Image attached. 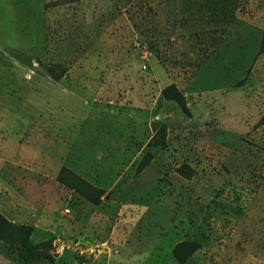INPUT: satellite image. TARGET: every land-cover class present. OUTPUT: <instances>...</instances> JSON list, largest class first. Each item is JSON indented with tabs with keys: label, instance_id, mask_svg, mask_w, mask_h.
I'll list each match as a JSON object with an SVG mask.
<instances>
[{
	"label": "rangeland",
	"instance_id": "rangeland-1",
	"mask_svg": "<svg viewBox=\"0 0 264 264\" xmlns=\"http://www.w3.org/2000/svg\"><path fill=\"white\" fill-rule=\"evenodd\" d=\"M263 114L264 0H0V213L36 264H264Z\"/></svg>",
	"mask_w": 264,
	"mask_h": 264
},
{
	"label": "trees",
	"instance_id": "trees-1",
	"mask_svg": "<svg viewBox=\"0 0 264 264\" xmlns=\"http://www.w3.org/2000/svg\"><path fill=\"white\" fill-rule=\"evenodd\" d=\"M46 69L50 76L54 79H59L65 72V69L60 67L58 64L49 65ZM162 93L165 98L174 100L184 112H189L184 95L175 84L165 86ZM261 119L264 120V114ZM165 128V125H161L157 129L148 141V146H162L165 143ZM151 158L152 152L147 151L143 156L138 169L145 167ZM58 179L63 181L66 185L75 188L77 191L81 192L94 202H98L101 194L103 193V190L89 185L86 181L82 180L79 176L66 168H62L59 171ZM32 231V225L11 222L0 213V242L5 247V251L8 256L15 260L18 264H36L48 257L46 254L38 251V244L32 242ZM189 244L190 247L184 252L180 250L183 243L175 245L173 252L180 261L186 260L194 249L198 247L197 244Z\"/></svg>",
	"mask_w": 264,
	"mask_h": 264
}]
</instances>
